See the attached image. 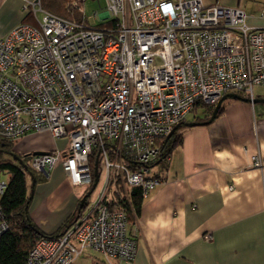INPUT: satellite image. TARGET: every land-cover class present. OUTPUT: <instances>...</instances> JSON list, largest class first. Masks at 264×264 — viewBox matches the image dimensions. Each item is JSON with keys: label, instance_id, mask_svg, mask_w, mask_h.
Masks as SVG:
<instances>
[{"label": "built area", "instance_id": "1", "mask_svg": "<svg viewBox=\"0 0 264 264\" xmlns=\"http://www.w3.org/2000/svg\"><path fill=\"white\" fill-rule=\"evenodd\" d=\"M40 1L25 6L37 25L0 38V140L44 132L67 140L65 151L31 154L29 165L49 177L62 164L85 192L96 180L90 162L98 150L106 181L64 235L42 239L25 264H75L88 251L107 264H134L129 206L112 204H130L135 188L146 199L159 186L151 168L157 143L198 102L216 106L228 93L253 101L264 87V28L249 26L241 9L203 0H105L109 19L97 26L65 20ZM253 167H264L260 156ZM6 188L0 181V200ZM8 229L0 206V237Z\"/></svg>", "mask_w": 264, "mask_h": 264}, {"label": "crops", "instance_id": "2", "mask_svg": "<svg viewBox=\"0 0 264 264\" xmlns=\"http://www.w3.org/2000/svg\"><path fill=\"white\" fill-rule=\"evenodd\" d=\"M203 1L241 9L249 26L264 28V0ZM36 2L0 0V38L22 23H33L25 6ZM44 3L40 1L42 9L54 10ZM239 96L225 99L224 111L213 122L185 127L183 143L168 166L153 171L161 183L130 221L137 240L134 264H264V167H253L254 157L264 161V100L255 93L253 101ZM14 143L13 152L24 156L65 151L68 145L48 132ZM40 175L30 216L51 235L76 220L85 190L71 184L62 164L49 177ZM75 264L107 262L88 251Z\"/></svg>", "mask_w": 264, "mask_h": 264}, {"label": "trees", "instance_id": "3", "mask_svg": "<svg viewBox=\"0 0 264 264\" xmlns=\"http://www.w3.org/2000/svg\"><path fill=\"white\" fill-rule=\"evenodd\" d=\"M44 1L45 7L53 8L56 13H65L64 6L61 5L59 0ZM71 8L72 5H70V8H66L67 14H73L74 10H76H72ZM70 9L72 11H70ZM231 95H237L238 97L235 98L242 99L235 93H228L224 97H226V99L228 97L233 98ZM217 106L218 105H205L202 102H198L191 112V116L193 117L191 121L185 120L180 124L182 126L178 128L172 136L158 141L157 144L160 150L159 158L151 165V168L160 166L161 169L164 170L168 166L173 152L183 143V129L186 127L184 124H208ZM223 111L224 108L221 105L216 117L221 115ZM199 113H201V115H199ZM14 144V142L0 140V148L2 149L0 152L11 156L10 159L0 160V173L9 175L7 188L0 200V206L9 227L8 231L0 237V264H25L29 253L38 242L42 239L60 238L71 225L70 223L66 224L61 231L48 235L34 223L30 216V205L33 199L34 187L42 176L37 177V173L31 169L29 165L30 155H18L13 152ZM98 154V150H95L90 162L95 172V177L99 176L102 169L97 157ZM129 167L134 171L140 168L137 163H133L129 165ZM29 177L32 181L31 186L28 184ZM95 186L96 180L94 185L85 192L84 197L79 202L78 215L87 206L88 199L93 193ZM141 192L142 190L140 188H135L130 193V204H127L125 200L119 199L117 202H114L111 207L117 209L121 208V206H129L127 212L129 213V221H132L134 217L138 216L140 213V208L144 200Z\"/></svg>", "mask_w": 264, "mask_h": 264}, {"label": "rangeland", "instance_id": "4", "mask_svg": "<svg viewBox=\"0 0 264 264\" xmlns=\"http://www.w3.org/2000/svg\"><path fill=\"white\" fill-rule=\"evenodd\" d=\"M61 5L64 6L65 9V13L64 14H60V13H56L54 11V14L65 19L68 21H72L75 23H82L86 26H97L100 25L101 23L105 22L106 20L109 19V14H108V10H107V5H106V1L105 0H59ZM70 5H72V10H74L73 14H67V10L66 8H70ZM76 5H79V8H75ZM70 9V11H72ZM44 10V9H43ZM47 11V10H46ZM98 12L99 17L95 18L94 17V13ZM53 13V11H52ZM42 14L39 13L38 14V18H41ZM31 25H37L35 18L33 17V23H29ZM254 93L256 96H260L262 99L264 100V87L258 86L254 89ZM231 97H228L227 99H229ZM199 115H201V113H199ZM192 116L189 115L188 116V121L192 120ZM2 149L0 148V151ZM9 155L6 153H2L0 152V160L1 159H9ZM30 163V162H29ZM101 165H104V163L101 161ZM157 167H153L152 169V173L153 171H155ZM37 173V172H36ZM41 173H37V177H41L40 175ZM43 175V174H42ZM106 172L103 170H101L100 172V176H99V183L97 184V187L95 189V191L91 194V196L89 197L88 201L90 204H92V202L96 199V197L100 194V191L103 188L104 182L106 181ZM9 179V175L6 173H0V181H4V182H8ZM31 180V178H30ZM114 190H116V187L113 188ZM35 190V187H34ZM33 190V193H34ZM119 191H121V188H118ZM32 191V190H31ZM71 223V222H70Z\"/></svg>", "mask_w": 264, "mask_h": 264}, {"label": "water", "instance_id": "5", "mask_svg": "<svg viewBox=\"0 0 264 264\" xmlns=\"http://www.w3.org/2000/svg\"><path fill=\"white\" fill-rule=\"evenodd\" d=\"M233 98H235V97H238L237 95H231ZM226 99V97H224L221 101H220V103L218 104V106L216 107V109H215V111H214V113H213V116H212V118H211V120L208 122V123H211V122H213L215 119H216V116H217V113H218V110H219V107L221 106V104H222V102L224 101ZM205 123H186V124H184L186 127H194V126H199V125H204ZM182 125H178V126H176L175 127V129H174V131L170 134V136H172L173 135V133L178 129V128H180ZM169 136V137H170ZM41 152H38V153H36V154H40ZM98 179H99V176H97L96 177V183L98 182Z\"/></svg>", "mask_w": 264, "mask_h": 264}]
</instances>
